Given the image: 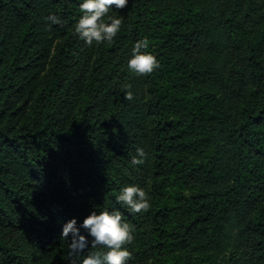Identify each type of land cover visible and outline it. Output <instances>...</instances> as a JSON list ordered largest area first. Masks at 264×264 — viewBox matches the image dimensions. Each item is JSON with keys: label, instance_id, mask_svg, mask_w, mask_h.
<instances>
[{"label": "trees", "instance_id": "1", "mask_svg": "<svg viewBox=\"0 0 264 264\" xmlns=\"http://www.w3.org/2000/svg\"><path fill=\"white\" fill-rule=\"evenodd\" d=\"M77 4L0 0V264H69L62 225L128 183L151 201L119 204L128 264H229L239 246L231 264H264V0H129L91 46ZM137 40L150 74L125 70Z\"/></svg>", "mask_w": 264, "mask_h": 264}, {"label": "clouds", "instance_id": "2", "mask_svg": "<svg viewBox=\"0 0 264 264\" xmlns=\"http://www.w3.org/2000/svg\"><path fill=\"white\" fill-rule=\"evenodd\" d=\"M128 3L129 0H78L80 14L75 21L74 33L89 46L93 45V42H111L121 31L124 17L109 13L124 9ZM45 19L52 24L61 23L54 13H50ZM146 48L145 40H137L127 58L128 69L137 76L150 74L159 66L156 56L142 51ZM127 98H132L131 92H127ZM146 158L145 150L137 148L131 162L134 165H142ZM115 200L118 206L93 208L79 226L76 217L62 225L61 237L68 240L69 264H128L132 253L126 245L134 240L135 226L123 218L119 204L126 206L133 213L143 214L151 207L150 195L139 184L128 183L119 189ZM97 245L103 250L88 251L85 254L87 249Z\"/></svg>", "mask_w": 264, "mask_h": 264}, {"label": "rangeland", "instance_id": "3", "mask_svg": "<svg viewBox=\"0 0 264 264\" xmlns=\"http://www.w3.org/2000/svg\"><path fill=\"white\" fill-rule=\"evenodd\" d=\"M233 59L236 60L237 57L236 55L233 56ZM125 70L127 73L134 75V73H132L128 67H127V63L125 65ZM242 255V247L239 246L237 248H232L230 251H227L226 253L223 254V259L225 261H229V264L233 263L235 261V259H237L238 257H240ZM192 262V258H190V264Z\"/></svg>", "mask_w": 264, "mask_h": 264}]
</instances>
